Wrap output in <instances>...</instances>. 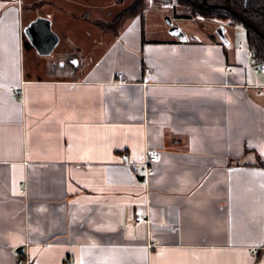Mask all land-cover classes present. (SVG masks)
Returning a JSON list of instances; mask_svg holds the SVG:
<instances>
[{
    "label": "crops",
    "instance_id": "obj_1",
    "mask_svg": "<svg viewBox=\"0 0 264 264\" xmlns=\"http://www.w3.org/2000/svg\"><path fill=\"white\" fill-rule=\"evenodd\" d=\"M110 1L0 0V264H264L246 27L156 36L138 14L114 31ZM40 17L45 53L25 33Z\"/></svg>",
    "mask_w": 264,
    "mask_h": 264
},
{
    "label": "rangeland",
    "instance_id": "obj_2",
    "mask_svg": "<svg viewBox=\"0 0 264 264\" xmlns=\"http://www.w3.org/2000/svg\"><path fill=\"white\" fill-rule=\"evenodd\" d=\"M110 7L109 11H111V16L113 17L112 20L110 22L97 20L102 27L111 25L112 30L115 31L126 16H131L126 9L129 7H138L140 9L139 13L135 15L139 14L141 17L143 16V23L148 35L156 36L175 33L178 29L183 32H191L190 30L195 28L197 30L206 28L207 30L213 26L221 25L222 21L228 20L204 18L188 7L178 4L176 0H111ZM167 17L171 20V24L168 23ZM172 26H175L177 30H171ZM220 28V26L218 28L214 27V30L216 31V35L220 39H223L219 30ZM234 30L239 35V30L237 28Z\"/></svg>",
    "mask_w": 264,
    "mask_h": 264
},
{
    "label": "trees",
    "instance_id": "obj_3",
    "mask_svg": "<svg viewBox=\"0 0 264 264\" xmlns=\"http://www.w3.org/2000/svg\"><path fill=\"white\" fill-rule=\"evenodd\" d=\"M178 4L188 7L195 11L196 14L204 18L228 19L236 23L241 21L231 12L224 8L225 0H176ZM231 6L242 12L244 15L252 19L259 28L264 31V0H229ZM139 7V5H138ZM138 7H129L127 12L130 15L139 13ZM128 15V14H126ZM187 17H189L187 15ZM242 24V23H241ZM105 29L112 30V26L108 25ZM247 42L249 48L254 52V63L264 64V39L255 31L246 27Z\"/></svg>",
    "mask_w": 264,
    "mask_h": 264
},
{
    "label": "water",
    "instance_id": "obj_4",
    "mask_svg": "<svg viewBox=\"0 0 264 264\" xmlns=\"http://www.w3.org/2000/svg\"><path fill=\"white\" fill-rule=\"evenodd\" d=\"M224 8L231 12L235 17H237L241 23L247 27L257 32L264 39V31L258 27V25L249 17L244 15L242 12L235 10L229 0H225ZM167 21L171 24V20L167 17ZM171 30H177L175 26L171 27ZM178 34H181L177 30ZM25 33L29 38L30 42L35 46L38 52L45 53L50 51L57 42V36L51 31L49 21L45 18H37L30 23L28 27L25 28ZM23 247L19 246L17 251L22 252Z\"/></svg>",
    "mask_w": 264,
    "mask_h": 264
},
{
    "label": "built area",
    "instance_id": "obj_5",
    "mask_svg": "<svg viewBox=\"0 0 264 264\" xmlns=\"http://www.w3.org/2000/svg\"><path fill=\"white\" fill-rule=\"evenodd\" d=\"M249 55L251 57H254V52L251 49H249ZM254 70L256 72L257 71L258 72L259 71L260 72H263L264 71V64H259L257 67L254 68ZM118 76H119V78H121L122 77V74L119 73ZM9 89L11 90V92L13 93V95L15 97L21 96V90L20 89H17V88H15L13 86H10ZM157 159H158V152H157V150H155V149H147L145 151L144 160L142 162V166H143L145 175H151V174L154 173V168H153L152 164ZM148 220H149V217H148L147 214L137 215V216L134 217V221L136 223H139V222H147ZM66 264H71V261L68 259L66 261Z\"/></svg>",
    "mask_w": 264,
    "mask_h": 264
}]
</instances>
